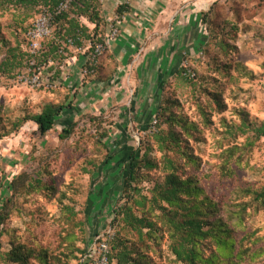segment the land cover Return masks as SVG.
Listing matches in <instances>:
<instances>
[{
    "label": "rangeland",
    "instance_id": "1",
    "mask_svg": "<svg viewBox=\"0 0 264 264\" xmlns=\"http://www.w3.org/2000/svg\"><path fill=\"white\" fill-rule=\"evenodd\" d=\"M137 1L132 14L118 17V5L129 7L135 0H94L101 27L96 35L90 30L87 37H67L72 45L65 43L62 27L51 26L37 62L55 85L60 69L66 73L56 88L17 83L18 70L13 76L0 73V207L13 194L9 185L20 178L0 230L3 254L20 242L33 250L29 264H42L39 253L47 264H79L97 235L115 230L114 210L124 203L130 153L141 157L146 152L157 161L163 156L150 136L170 127L163 122L159 128L158 113L173 101L183 117L199 126L197 140L184 138L183 146L197 159L184 172L194 175L207 195L231 207L248 199L238 198L239 189H264V139L249 147V134L225 131L227 125H241L242 114L257 126L264 121V0H223L202 14L186 13L187 4L197 0ZM38 14V6L14 8L10 0H0V64L8 48L22 45L25 29ZM127 25L132 31L125 35ZM105 39L108 44L92 73L82 75L92 52L88 47ZM56 47L66 55L55 54ZM239 64L252 77L240 73ZM187 69L189 77L184 75ZM123 70L129 78L120 74L106 83L108 76ZM213 92L221 94L225 110L214 107ZM48 106L60 110L54 128L42 136L33 122L23 119ZM175 106L172 111L177 112ZM199 107L211 115L210 126L200 123ZM19 122L22 126L15 129ZM71 124L76 125L71 136L60 139ZM243 145L242 154L234 157L238 165L230 163L233 174L223 176L218 156ZM108 156L113 158L106 163ZM145 177L140 187L148 195L162 176L154 170ZM235 228L236 241L246 237L254 249H264V208ZM155 250L160 254H148L153 262L170 261L166 238ZM258 259L255 264H264V256ZM0 264L13 263L0 258Z\"/></svg>",
    "mask_w": 264,
    "mask_h": 264
},
{
    "label": "trees",
    "instance_id": "2",
    "mask_svg": "<svg viewBox=\"0 0 264 264\" xmlns=\"http://www.w3.org/2000/svg\"><path fill=\"white\" fill-rule=\"evenodd\" d=\"M60 1L10 0V4L14 8L38 6L40 12L41 7L53 8ZM94 4V0H77L68 12L54 20L52 30L53 26L62 27L65 43L69 40L67 37L75 39L80 36L87 37L90 30L96 35L101 27V19ZM127 9L128 5H120L116 10L117 16L122 17ZM31 26L32 24L25 29L22 45L8 48L5 61L0 64L1 74L13 76V72L18 70L15 73L17 75L28 66L26 34ZM52 50L62 56L59 47ZM239 70L240 73L252 77L241 64ZM226 74L227 72H223L220 75ZM211 96L214 107L219 111L225 110L226 105L221 94L213 92ZM172 106L178 108L177 112L172 111ZM179 108L178 101H173L171 104H164L158 113L159 128L163 122L170 126L167 130L160 129L150 136L157 151L163 153L160 161L149 158L146 152L140 157L137 151H132L128 156L126 177L122 187L124 203L116 207L112 221L115 236L111 243L110 258L115 264H156L148 254L149 252L160 254V251L155 249H159L161 242L166 238L171 259L164 264H255L259 257L264 256V249H254V244L246 237L236 241L232 234L236 226L241 227L245 224L251 213L264 208V189L261 192L255 191L252 187L239 189L238 198L248 199L238 201L231 207L207 195L195 176L184 172L185 165L196 166L197 160L183 146L184 138L187 141L190 138L197 140L194 133L198 131L199 126L183 117L179 113ZM59 110L60 108L48 106L39 114L24 118L23 121L33 122L39 134L44 136L54 128ZM198 115L202 125L212 124L211 115L204 111V107L198 108ZM241 118V125H227L225 131L229 134L232 132L249 134L245 144L249 147L256 141L264 139V121L257 126L249 122L245 114H242ZM22 123H17L15 129H19ZM75 126L71 124L68 128L62 129L59 138L68 139ZM180 128L181 132L177 131ZM243 150L244 145L233 146L220 153L218 157L221 160L223 176L233 174L230 163L233 161L232 164L238 165V158L234 157L242 154ZM112 158L113 156H108L105 162L108 163ZM154 170L160 171L162 181L155 182L148 195H144L140 187L141 182ZM17 180L9 185V190L13 191L14 196L18 193ZM12 195L0 207V230L12 207ZM127 233L135 239L128 238ZM1 250L0 240V258H6L7 262L13 264H29L34 254L33 250L20 242L13 245L6 254ZM86 254L87 249L82 251L79 264H90L83 262ZM37 258L42 264H47L44 253L43 255L39 253Z\"/></svg>",
    "mask_w": 264,
    "mask_h": 264
},
{
    "label": "built area",
    "instance_id": "3",
    "mask_svg": "<svg viewBox=\"0 0 264 264\" xmlns=\"http://www.w3.org/2000/svg\"><path fill=\"white\" fill-rule=\"evenodd\" d=\"M77 0H61L55 7H41L38 16L32 23L31 28L28 30L26 37L28 39V44L26 51L28 53V66L20 71L16 76L17 83H21L31 89L45 87L54 89L56 85L50 81V75L44 74L46 68L38 65L37 59L42 51V43L50 37L51 26L54 20L68 12L72 5ZM117 34V30L113 32L112 37ZM67 44L72 45V40H68ZM108 41L105 39L104 44L95 45L94 47L89 46L92 49L91 54L88 57V68H86L82 75H87L92 73V69L96 66L99 57L105 49V45ZM59 53L63 56L66 55L65 51L61 49ZM53 65L52 61L48 62V66ZM190 72L188 69L184 75L189 77ZM194 77V74H191ZM115 233L112 229H109L104 234L97 235L90 246L87 249V254L85 255L83 262H88L90 264H115L111 260V243L114 240Z\"/></svg>",
    "mask_w": 264,
    "mask_h": 264
},
{
    "label": "crops",
    "instance_id": "4",
    "mask_svg": "<svg viewBox=\"0 0 264 264\" xmlns=\"http://www.w3.org/2000/svg\"><path fill=\"white\" fill-rule=\"evenodd\" d=\"M188 2V0H176L175 2ZM190 1V0H189ZM223 0H197L196 1V3H194L193 4V6H190L189 7V3L187 4L188 6V10H186V13H194V12H196V11H198V10H200L199 12L202 14L203 12H206L207 10H209V8L211 7V6H213V4H216V3H218V2H222ZM136 2H138L137 0H135V3H133V5H130L129 7H128V9L126 10V12L124 13V14H132L133 13V11H134V7H135V5H137V3ZM120 5H123L122 3H120ZM120 5H118V7L120 6ZM117 7V8H118ZM205 8V9H204ZM181 15H184V14H181ZM184 19V18H183ZM131 25L134 23V22H132V21H130L129 22ZM126 24H127V22H126ZM182 24V23H181ZM131 25H127V27L125 26V28H124V34L126 35L127 33H129L130 34V32L132 31V26ZM186 28V27H185ZM124 38H126V37H124ZM118 60V59H117ZM120 62V61H119ZM70 65L72 64L71 62L69 63ZM121 64V63H120ZM118 71V70H117ZM125 70H123V72H120V73H116V74H112V77L110 78L109 76L107 77L108 79H107V82L106 83H108V82H110V81H112V82H114V81H116L115 80V78L116 77H118V76H120V74H122L120 77L121 78H123V79H125V77H126V79L127 78H129V75H128V72L127 71H125ZM130 75H131V73H130ZM65 77H66V73L65 72H63V69L61 68L60 69V75H59V82H58V85H56V87L57 86H59V85H61V84H63L62 83V81H65ZM110 78V79H109ZM109 80V81H108ZM125 84V83H124ZM66 88H70L68 85L66 86Z\"/></svg>",
    "mask_w": 264,
    "mask_h": 264
}]
</instances>
